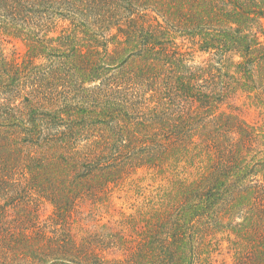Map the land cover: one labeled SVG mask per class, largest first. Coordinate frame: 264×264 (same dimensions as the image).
<instances>
[{"label": "trees", "instance_id": "trees-1", "mask_svg": "<svg viewBox=\"0 0 264 264\" xmlns=\"http://www.w3.org/2000/svg\"><path fill=\"white\" fill-rule=\"evenodd\" d=\"M140 171L138 234L76 238ZM219 238L264 264V0H0V264H211Z\"/></svg>", "mask_w": 264, "mask_h": 264}, {"label": "rangeland", "instance_id": "rangeland-1", "mask_svg": "<svg viewBox=\"0 0 264 264\" xmlns=\"http://www.w3.org/2000/svg\"><path fill=\"white\" fill-rule=\"evenodd\" d=\"M2 55L8 61H21L26 53V45L22 39H14L10 37H2ZM201 56L196 57V61H201ZM39 64V63H38ZM48 63L41 64V68L45 71L48 68ZM37 71V70H36ZM36 71H34L36 73ZM13 92L6 98L12 99ZM7 95H3L5 97ZM253 121V116L247 117ZM136 180H140V189L133 190L130 187L122 189L120 186H115L110 195L108 205L93 210L92 206L81 204L79 212L75 215L76 223L73 226V233L76 238L81 239L86 230H94L96 226L108 225L113 226L118 231L125 232L127 235L133 236L138 234V229L135 220L139 218L138 208L142 205V200L149 196L150 190L154 191V184L151 181V176L146 171H140L139 175L135 176ZM52 213V208L49 204H42L40 209L42 219H46ZM218 245L213 249L211 254V264H234L233 252L230 245L223 238L218 239ZM212 252V250H211Z\"/></svg>", "mask_w": 264, "mask_h": 264}]
</instances>
